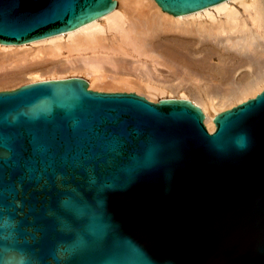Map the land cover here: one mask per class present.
I'll list each match as a JSON object with an SVG mask.
<instances>
[{"label":"water","instance_id":"water-1","mask_svg":"<svg viewBox=\"0 0 264 264\" xmlns=\"http://www.w3.org/2000/svg\"><path fill=\"white\" fill-rule=\"evenodd\" d=\"M155 1L185 16L230 0ZM115 4L0 0V42L75 32ZM204 117L82 77L0 91V264H264V90L213 133Z\"/></svg>","mask_w":264,"mask_h":264},{"label":"bare ground","instance_id":"bare-ground-1","mask_svg":"<svg viewBox=\"0 0 264 264\" xmlns=\"http://www.w3.org/2000/svg\"><path fill=\"white\" fill-rule=\"evenodd\" d=\"M115 1L113 14L78 31L24 46L0 42L6 51L0 60V76L13 72L10 67L46 69L51 72L48 76L33 73L26 84L66 79L58 76L64 73H83L90 89L136 90L148 98L170 91L163 99L187 100L201 108L210 133L216 129L219 113L264 90V0H230L185 16L162 13L155 0ZM64 49L78 56L66 61L51 58L53 62L45 58L58 57ZM86 51L92 54H82ZM214 55L221 64L212 75L200 65L209 63ZM139 56H148L153 63ZM161 65L170 69L168 75L158 73ZM243 66L246 72L239 73ZM161 75L166 80H159Z\"/></svg>","mask_w":264,"mask_h":264},{"label":"rangeland","instance_id":"rangeland-1","mask_svg":"<svg viewBox=\"0 0 264 264\" xmlns=\"http://www.w3.org/2000/svg\"><path fill=\"white\" fill-rule=\"evenodd\" d=\"M235 5L236 6H239V4L238 3H235ZM240 7V6H239ZM21 50H22V48H20V52H21ZM9 51V50H8ZM4 52V53H3ZM5 49H1L0 48V60H1V58H2V56L5 54ZM18 52H19V49H18ZM77 54V55H76ZM82 54H84V55H90V54H92V52H89V51H86V52H82ZM75 55H76V57L78 56V53H69L68 51H67V49H64L63 50V52H62V54L60 55V56H58V57H45V58H47V59H50V61L49 62H53V61H56V60H58V61H66L65 59L66 58H75ZM69 56H71V57H69ZM74 56V57H73ZM129 57V59L130 60H134V58L132 59V57L133 56H127V58ZM51 58H52V60H53V58H54V60L52 61L51 60ZM139 58L142 60V61H147L150 65L153 63L152 62V59L151 58H149L148 56H139ZM63 59V60H62ZM233 62H235V61H233ZM229 64H233L232 62L230 63V62H228ZM221 64V62L219 61V58H218V56L217 55H214L213 56V59H210V61H209V63H206L205 65H200L201 66V68H204V69H206L207 70V73H209L210 72V74H215L216 72V70L218 69V67H219V65ZM229 64L228 65H226V66H229ZM236 64V63H235ZM164 66V65H163ZM162 65L161 66H158V73H163V74H167L168 75V73H169V70L170 69H168V68H165V66L163 67ZM231 66V65H230ZM110 68V67H109ZM214 68V69H213ZM246 67L245 66H243V67H240L239 69H240V71L242 70V69H244V70H242L241 72L239 71V73H242V72H246L245 69ZM15 71H14V70ZM16 69H17V67H10V70H12L13 72H10V73H7V74H4V75H1L0 76V90H5V89H9V88H14V87H19V86H21V85H23V84H26V82L27 81H29L30 80V78H32V75L31 74H41V75H43V76H48L51 72L50 71H46V69H40V70H38V71H36L37 69H33L35 72H33V70L32 71H30V70H28V69H25L24 70V68H22L23 70H20V69H17V71H16ZM26 70H27V72H26ZM43 70V71H42ZM46 72H45V71ZM168 70V71H167ZM0 72H1V70H0ZM32 72V73H31ZM37 72V73H36ZM50 72V73H49ZM157 73V74H158ZM239 73H238V75H239ZM78 74V73H77ZM76 73H64V74H61V75H58V76H61V77H64V78H67V77H74V76H78V77H83L84 75H83V73L81 74V73H79L78 75H77ZM162 74V75H163ZM209 74V75H210ZM13 75V76H12ZM159 76L158 77V79L159 78H161V80L164 78V76ZM240 76H242V75H240ZM163 77V78H162ZM84 78V77H83ZM165 80H166V78H164ZM160 80V79H159ZM164 81V80H163ZM25 82V83H24ZM91 88V87H90ZM92 89H95V88H92ZM96 90H100V89H96ZM100 91H133V92H136V90H125V89H113V90H100ZM169 92V93H168ZM136 93H138V92H136ZM170 91H166L164 94L163 93H161V94H155V95H153L152 97H150V98H152V99H150V98H148L145 94H143V93H139V94H141V95H144V96H146L148 99H150V100H152V101H159L160 99H163V98H167V96H170ZM176 93V92H175ZM174 93V94H175ZM177 94V93H176ZM229 108H231V107H229ZM206 125V124H205ZM215 130V129H214Z\"/></svg>","mask_w":264,"mask_h":264},{"label":"clouds","instance_id":"clouds-1","mask_svg":"<svg viewBox=\"0 0 264 264\" xmlns=\"http://www.w3.org/2000/svg\"><path fill=\"white\" fill-rule=\"evenodd\" d=\"M242 139V138H241ZM238 146L243 147L244 145L238 141Z\"/></svg>","mask_w":264,"mask_h":264}]
</instances>
